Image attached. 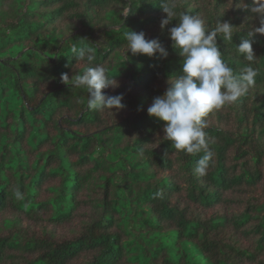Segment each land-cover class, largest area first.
Segmentation results:
<instances>
[{
    "label": "trees",
    "instance_id": "obj_1",
    "mask_svg": "<svg viewBox=\"0 0 264 264\" xmlns=\"http://www.w3.org/2000/svg\"><path fill=\"white\" fill-rule=\"evenodd\" d=\"M161 2L0 0V264H264V34L255 84L207 117L200 175L204 153L177 151L147 115L182 62ZM240 3L175 0L209 29L234 27L217 44L236 73L249 63L236 45L262 19ZM128 30L158 38L167 58L128 52ZM73 46L96 59L75 60ZM97 64L123 109L89 110L86 89L62 82Z\"/></svg>",
    "mask_w": 264,
    "mask_h": 264
},
{
    "label": "clouds",
    "instance_id": "obj_2",
    "mask_svg": "<svg viewBox=\"0 0 264 264\" xmlns=\"http://www.w3.org/2000/svg\"><path fill=\"white\" fill-rule=\"evenodd\" d=\"M238 7L247 8L252 14L262 17L261 26L249 31L240 43L237 51L249 63L236 73L225 62L217 44V37L232 41L234 27L228 22L216 21V26L209 29L206 22L198 15H189L176 10L175 0H162L160 9L164 14L160 20L163 30L173 20L169 29V39L173 48L178 50L182 58L179 75L169 80V86L158 96L153 97L147 108V115L163 122V137L177 150L186 155L204 154L197 160L196 172L205 175L210 166L213 152L209 147L205 129L208 127L207 117L226 104L235 103L255 84L258 70L253 67L256 57L253 42L256 33L264 34V0H251L246 5L241 0ZM126 15V14H125ZM128 52L133 55H145L149 58L158 56L167 58L168 51L158 38L148 39L143 31H127L124 33ZM75 60L88 64L96 59L92 47L73 46ZM62 82L71 88H84L87 91L86 106L89 110L103 111L121 110L123 95H108L104 89L118 87L114 77H110L105 67L97 64L88 67L82 74L69 78L62 74ZM16 199H23V193L16 188Z\"/></svg>",
    "mask_w": 264,
    "mask_h": 264
}]
</instances>
